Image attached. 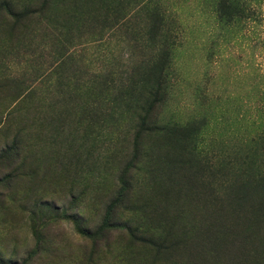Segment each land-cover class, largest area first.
Returning a JSON list of instances; mask_svg holds the SVG:
<instances>
[{
  "label": "rangeland",
  "instance_id": "1",
  "mask_svg": "<svg viewBox=\"0 0 264 264\" xmlns=\"http://www.w3.org/2000/svg\"><path fill=\"white\" fill-rule=\"evenodd\" d=\"M0 264H264V0H0Z\"/></svg>",
  "mask_w": 264,
  "mask_h": 264
},
{
  "label": "clouds",
  "instance_id": "2",
  "mask_svg": "<svg viewBox=\"0 0 264 264\" xmlns=\"http://www.w3.org/2000/svg\"><path fill=\"white\" fill-rule=\"evenodd\" d=\"M62 226L67 232L75 235V240L77 243L82 242V238L79 236V234L75 233L74 225L71 224V222H62Z\"/></svg>",
  "mask_w": 264,
  "mask_h": 264
}]
</instances>
